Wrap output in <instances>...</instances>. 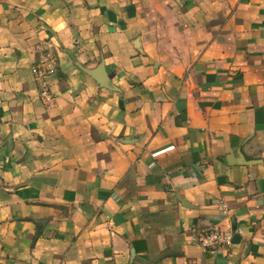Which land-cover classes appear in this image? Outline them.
Returning a JSON list of instances; mask_svg holds the SVG:
<instances>
[{"label":"crops","instance_id":"1","mask_svg":"<svg viewBox=\"0 0 264 264\" xmlns=\"http://www.w3.org/2000/svg\"><path fill=\"white\" fill-rule=\"evenodd\" d=\"M0 264H264V0H0Z\"/></svg>","mask_w":264,"mask_h":264},{"label":"built area","instance_id":"2","mask_svg":"<svg viewBox=\"0 0 264 264\" xmlns=\"http://www.w3.org/2000/svg\"><path fill=\"white\" fill-rule=\"evenodd\" d=\"M33 73L42 105L47 109L54 108L55 95L50 88V79L56 75V68L52 56L43 54L40 61L34 65ZM221 206L225 210L223 203ZM232 236L231 230L216 228L200 233L193 241L205 250H211L215 254L226 253L227 255L228 248L233 244Z\"/></svg>","mask_w":264,"mask_h":264},{"label":"water","instance_id":"3","mask_svg":"<svg viewBox=\"0 0 264 264\" xmlns=\"http://www.w3.org/2000/svg\"><path fill=\"white\" fill-rule=\"evenodd\" d=\"M72 60L74 61V63L76 64V66H78L81 70H83L84 72H86L89 76H91L94 80H96L98 82V84H100L101 86H106L105 84V76L102 73V64H100L97 68L95 69H87L85 67H83L81 64H79L74 56L72 54H70L69 52H67ZM57 74V72H56ZM238 239L237 234H234L232 237V241L236 242Z\"/></svg>","mask_w":264,"mask_h":264}]
</instances>
